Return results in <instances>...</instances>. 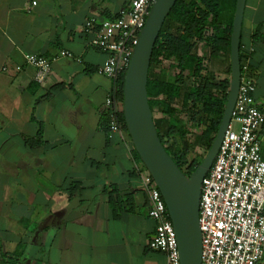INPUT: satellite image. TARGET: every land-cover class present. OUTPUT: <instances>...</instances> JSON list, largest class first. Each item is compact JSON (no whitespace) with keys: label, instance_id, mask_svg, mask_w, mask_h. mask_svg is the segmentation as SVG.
<instances>
[{"label":"crops","instance_id":"obj_1","mask_svg":"<svg viewBox=\"0 0 264 264\" xmlns=\"http://www.w3.org/2000/svg\"><path fill=\"white\" fill-rule=\"evenodd\" d=\"M236 1L223 0L220 21L227 26H233ZM245 2L241 54L255 98L264 102V0ZM129 4L0 0V242L25 248L17 258L0 255V264H167L164 254L149 249L155 222L143 215L148 200L132 141L100 127L112 84L97 72L107 56L90 46L85 32L89 19L114 20ZM62 51L76 59L53 62L45 85L35 81L34 69L15 72L27 54L52 59ZM207 65L221 80L230 79L228 55ZM154 73L162 77L164 71ZM152 112L155 121L167 118L158 107ZM40 131L41 143L28 145ZM112 187L135 203L118 220L107 196ZM8 226H15L12 233Z\"/></svg>","mask_w":264,"mask_h":264},{"label":"built area","instance_id":"obj_2","mask_svg":"<svg viewBox=\"0 0 264 264\" xmlns=\"http://www.w3.org/2000/svg\"><path fill=\"white\" fill-rule=\"evenodd\" d=\"M156 0H130L127 10L114 20L91 18L85 32L92 36L90 46L107 56L97 70L111 81L105 100L109 135H128L121 120L123 101L120 81L126 75ZM76 59L62 51L56 58L27 54L23 65L35 70V81L47 84L52 63ZM80 62V59H78ZM241 67L242 77L231 121L218 156L203 180L199 207L202 233L201 264H262L264 258V102L255 98L256 85L249 64ZM140 189L147 196L148 217L155 222L149 249L165 255L167 264H181L178 241L164 198L148 171L137 166Z\"/></svg>","mask_w":264,"mask_h":264},{"label":"trees","instance_id":"obj_3","mask_svg":"<svg viewBox=\"0 0 264 264\" xmlns=\"http://www.w3.org/2000/svg\"><path fill=\"white\" fill-rule=\"evenodd\" d=\"M222 3L223 0H178L163 25L150 64L149 104L152 111L158 107L167 116L155 121V126L167 153L186 176L195 172L211 149L228 101L230 79L221 80L208 71L207 65L209 59L222 55L230 58L233 26L220 21ZM240 60L243 67L242 54ZM158 68L164 71L162 77L154 73ZM167 74H171L168 79ZM228 74L231 75V66ZM125 76L121 78L118 95L122 101ZM178 113L184 115L186 122ZM121 120L125 125L123 114ZM108 126L109 118L103 116L100 127L109 131ZM124 127L127 131L126 125ZM194 128L201 132L190 139ZM41 135L40 131L38 139L26 143L33 147L39 145ZM196 147L203 155L190 162L188 154ZM133 155L141 162L135 150ZM142 169L146 171L144 165ZM108 194L115 219H120L122 212L134 211L132 195L121 196L116 187ZM0 255L2 258L19 257L17 253L3 252L1 245Z\"/></svg>","mask_w":264,"mask_h":264},{"label":"water","instance_id":"obj_4","mask_svg":"<svg viewBox=\"0 0 264 264\" xmlns=\"http://www.w3.org/2000/svg\"><path fill=\"white\" fill-rule=\"evenodd\" d=\"M178 0H156L135 46L123 91V113L134 150L153 178L172 221L181 264L202 263L199 207L202 184L212 168L231 121L241 84V37L246 0H237L231 32V77L225 112L211 149L191 176H186L163 145L149 104L148 80L157 39Z\"/></svg>","mask_w":264,"mask_h":264},{"label":"rangeland","instance_id":"obj_5","mask_svg":"<svg viewBox=\"0 0 264 264\" xmlns=\"http://www.w3.org/2000/svg\"><path fill=\"white\" fill-rule=\"evenodd\" d=\"M213 64L215 65V67L219 64V61H217V60H213ZM208 69H209V66H208ZM218 78H220V76H217ZM178 115H179V118L181 119V120H184V122H186L185 121V118H184V115H182V114H180V113H178ZM156 117L157 118H161L162 116H158V115H156ZM190 128H192V127H190ZM198 128H194L193 129V134H194V136L193 135H191V136H189V138L190 139H193L195 136H197V134H200V132H201V130H199V131H196ZM196 134V135H195ZM189 155V161L190 162H192V161H194V159H196L197 158V156H202L203 155V152L201 151V149H199L198 147H196V149L194 150V152H192V153H190V154H188ZM135 157V156H134ZM205 157V156H204ZM137 163H138V165H139V167L142 169L143 168V164L141 163V162H139V161H136ZM107 196H109V194L107 193ZM41 209H39L38 211H40ZM41 212V211H40ZM127 214V213H126ZM146 214H147V211H146ZM143 215L147 218V220H150V221H152L149 217H148V214L147 215H145V208H144V210H143ZM121 217L123 216V214H121L120 215ZM120 217V218H121ZM118 220V219H117ZM112 224V226H118V223H115V222H112L111 223ZM14 231V229H15V226H13V227H11V226H8L7 227V231H10V233H12L13 231ZM113 229V228H112ZM113 234H114V236H118V233L117 232H113ZM0 245H1V247L4 249V247H5V250H7V251H12L13 253H11V252H9V253H11L10 255H13L14 253H17V254H19L20 255V253H22V252H24V250H25V248H23V246H22V243H17V242H8V243H6V242H0Z\"/></svg>","mask_w":264,"mask_h":264}]
</instances>
